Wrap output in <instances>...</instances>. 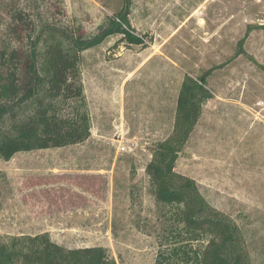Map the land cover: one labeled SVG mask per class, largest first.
<instances>
[{
	"label": "rangeland",
	"instance_id": "374dc122",
	"mask_svg": "<svg viewBox=\"0 0 264 264\" xmlns=\"http://www.w3.org/2000/svg\"><path fill=\"white\" fill-rule=\"evenodd\" d=\"M122 6L44 0L40 9L48 22L91 37ZM129 20L145 48L113 34L81 52L90 136L0 158V239L48 232L65 248L102 246L116 264H156L159 252L181 245L175 208L156 199L145 167L172 135L182 81L209 71L212 97L175 171L239 227L249 264H264V0H130ZM204 244L185 248L189 260L165 257L196 264Z\"/></svg>",
	"mask_w": 264,
	"mask_h": 264
},
{
	"label": "trees",
	"instance_id": "16d2710c",
	"mask_svg": "<svg viewBox=\"0 0 264 264\" xmlns=\"http://www.w3.org/2000/svg\"><path fill=\"white\" fill-rule=\"evenodd\" d=\"M43 2L0 0V158L5 161L17 152L75 145L90 136L79 65L82 51L113 34L120 35L117 42L126 46H147L130 24V0H123L121 9L91 37L45 20ZM241 44L238 54L243 52ZM208 74L182 81L172 135L156 146L145 167L156 199L175 208L171 229L181 243L167 255L159 252L156 264H170L165 257L169 254L189 260L185 248L204 239V246L193 252L196 264H249L239 227L206 201L192 178L175 171L201 106L212 97ZM0 264L116 261L102 246L65 248L42 232L0 239Z\"/></svg>",
	"mask_w": 264,
	"mask_h": 264
},
{
	"label": "built area",
	"instance_id": "2783aa9c",
	"mask_svg": "<svg viewBox=\"0 0 264 264\" xmlns=\"http://www.w3.org/2000/svg\"><path fill=\"white\" fill-rule=\"evenodd\" d=\"M117 151H121L124 152L128 149L129 146H127L128 144H125L122 140L117 139Z\"/></svg>",
	"mask_w": 264,
	"mask_h": 264
}]
</instances>
